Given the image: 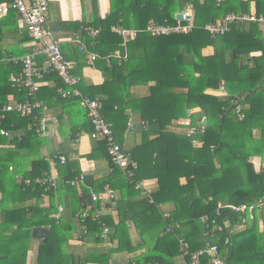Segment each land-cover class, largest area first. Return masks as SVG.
<instances>
[{
    "label": "trees",
    "instance_id": "obj_1",
    "mask_svg": "<svg viewBox=\"0 0 264 264\" xmlns=\"http://www.w3.org/2000/svg\"><path fill=\"white\" fill-rule=\"evenodd\" d=\"M89 1L90 16L84 26L99 30V35L95 39L85 31L79 35L82 41L88 40L89 50L99 56L92 66L101 71L104 83L94 88L92 94L80 81L78 89L83 96L101 104L102 117L111 125L116 143L137 164V169L129 181L119 168L111 165L106 143L97 140V147L85 158L95 159L101 149L115 175L94 181L81 174L78 161L69 160L72 151L64 146L61 154L49 153L59 176L57 193H53L55 188L47 191L49 206H26L44 193L35 180L50 171L48 156L40 153L48 141L35 131L34 126L42 118L40 111L33 117L6 114L0 121V130L20 135L11 139L0 135V264H26L32 232L43 227H48L49 233L46 243H39L36 264H112V255L138 251L143 253L128 264H175V259L182 255L178 237L194 253L205 248L206 234L209 243L217 246L223 264H264V211L255 213L254 220L238 230L239 216L227 209L216 215L218 203L241 205L264 200V169L255 172L249 162L252 156H264V26L234 24L224 36L215 38L204 30L206 24L228 14L251 13L252 3L255 14L264 16V0H110V12L105 18L100 17L98 0ZM187 5L194 12L191 33L154 37L145 32L150 22L176 24V15ZM12 13L17 11L8 7L5 15L11 17ZM113 27L136 30L138 34L126 45V59H110L106 64L101 59L124 51L122 39L112 31ZM222 42L228 49L219 51ZM208 47H214L215 53L205 57L202 51ZM251 53L260 55L254 57ZM7 56L22 57L20 52ZM78 66L69 72L71 76H81L83 65ZM22 71L20 64L0 65V108L14 102L40 101L46 106L60 104L72 109L78 104L83 125L71 124V128L77 127L71 141L82 132L92 134V125L79 99L58 95L63 84L57 74H46L40 81L52 80L53 86H40L36 94H30L28 89L10 82L12 76H20ZM150 82L153 85L145 98L131 94L133 87L148 86ZM219 89L224 90L225 96L206 93ZM243 106L248 107L241 109ZM238 107L244 116L242 120H238ZM195 108L200 111L191 115V122L203 133L197 146L186 134L167 130L172 122L185 119L187 110ZM130 113L138 114L144 128L138 132L140 143L127 151L117 136L129 132ZM202 118L207 119L204 128L198 124ZM254 131H258L260 139L255 138ZM160 141L165 142V149L154 153V144ZM60 156L66 158L64 164L59 163ZM80 175L81 182L77 180ZM153 179L157 180V191L150 195L151 204L149 198L138 196L135 186ZM181 179L185 184L180 183ZM25 181H30V185H25ZM105 186L119 191L120 197L104 207L99 201L88 209L86 198L91 193L101 195ZM168 204L173 208L169 218L164 219L159 206ZM59 205L64 213L56 221L51 216ZM102 207L114 208L116 223L111 215L94 217ZM86 211L88 215L82 217ZM203 215L215 219L223 230L211 234L203 229L198 222ZM259 217L263 219L262 225ZM130 223L138 235L136 246H131L125 229ZM103 224L108 228L105 240L100 238ZM169 225H179L180 229L167 232ZM74 233L80 235L83 244H90L83 255L69 250L68 242ZM202 263L207 264V259L203 258Z\"/></svg>",
    "mask_w": 264,
    "mask_h": 264
},
{
    "label": "built area",
    "instance_id": "obj_2",
    "mask_svg": "<svg viewBox=\"0 0 264 264\" xmlns=\"http://www.w3.org/2000/svg\"><path fill=\"white\" fill-rule=\"evenodd\" d=\"M0 4V18L4 16L7 12V8L11 7L16 10L20 16V22L24 27L29 39L31 40V50L24 56L18 58H10L8 61L13 64H20L23 68L22 75L12 76L10 82L13 86L26 88L29 90L30 94H36L40 88V80L43 79L44 75L49 73H55L60 78L63 87L58 89V95L61 98H75L79 99L81 107L86 111L88 120L90 121L93 132L90 135L92 139L103 140L106 143V153L107 157L113 167L119 168L125 175V177L132 181L133 173L137 169V164L130 158L121 146L116 143L114 136L111 131V125L106 123L102 117V106L96 99H91L83 96V94L77 88V79L69 74V65L64 60V57L60 51L59 43L54 41L50 33L44 28V23L47 15V0H32L29 3L26 0H2ZM219 1V0H218ZM243 2H248L250 0H242ZM255 1V0H252ZM177 15H181V19H176V24L174 25H163L155 24L150 22L145 29L146 33L154 37H167L176 35H187L191 33L194 28V12L191 5H187L184 10L179 12ZM176 15V16H177ZM244 23H255L264 26V16H257L254 13L249 14H228L222 19L217 20L212 23H208L204 26V30L213 38L222 37L234 24H244ZM86 33L91 38H96L99 35V30L92 29L90 27L85 28ZM114 33L122 39L123 53L116 51L103 59L109 62L110 59L124 60L127 57L126 45L137 36L138 32L136 30H126L121 27H114L112 29ZM76 42V41H75ZM78 43V42H77ZM99 56L91 55V60L94 61ZM41 58V62L38 59ZM46 106L40 102L35 101L33 103H22L14 102L13 104L6 105L0 108V121L5 118L8 113H16L21 117H33L35 112L40 111L42 118L36 123L35 131L38 136H43L46 130ZM238 115V120L243 119V114L240 107L236 109ZM192 110H187V117L178 122L185 130L186 136L191 140L194 146H197L199 141L195 139L196 135L199 134L198 128L192 125L191 115ZM200 126V125H199ZM202 127V126H201ZM0 135L5 138H13V136L20 135L19 132L14 134L12 131L0 130ZM60 164L66 162L64 156L58 158ZM49 162L50 171L55 168L56 163L52 158L47 160ZM12 171V168H9ZM48 174L43 175L41 178L35 180V184L40 185L44 188V192H47L50 188H55V180ZM83 176L80 175L77 179L82 181ZM76 182H70L74 185ZM25 185H30V181H25ZM136 189H142L143 187L136 184ZM145 196L149 198V202L152 204L153 200L150 198L149 193H145ZM92 203H97L99 201H110L115 198L114 192L110 188H106L104 193L101 195L91 194ZM227 209L231 213L240 217V227L246 226L248 223L252 222L255 218V213H261L264 211V200L254 201L249 204L241 205H223L221 203L217 204L216 215H220V210ZM62 211V208H59ZM94 217L98 218L100 216V211L94 213ZM88 215L87 211L82 213V217ZM164 219L169 218V214L162 213ZM59 218V215H57ZM199 224L203 229L210 231L211 234L215 231L221 232L223 230L222 226L217 225L215 219L209 218L208 215H203L198 220ZM228 226V222L225 223ZM179 225H169L166 229L167 232H172L173 229H179ZM208 236V234H206ZM108 228L103 224L102 232L100 235L101 239H107ZM209 238V237H208ZM179 251L182 256L187 259V264H203V258L207 259V264H223L218 248L215 245H206L204 249L199 250L194 253H190L189 246L186 241L181 238H177Z\"/></svg>",
    "mask_w": 264,
    "mask_h": 264
},
{
    "label": "crops",
    "instance_id": "obj_3",
    "mask_svg": "<svg viewBox=\"0 0 264 264\" xmlns=\"http://www.w3.org/2000/svg\"><path fill=\"white\" fill-rule=\"evenodd\" d=\"M26 2L29 3V0H26ZM98 4H99L100 17L105 18L110 12V0H98ZM90 8H91V4L89 0H47V15L44 23V28L50 33L52 39L59 43L60 51L64 57V60L68 62V65L70 67L69 72L71 70L73 71L77 70V68L79 67L78 65L80 64L83 65L81 70V76L80 77L72 76V77L77 79L78 83L80 81L82 83L81 86L85 90L88 89V92L92 94L94 92V88L100 87L104 83V77L101 71L95 69L92 66L93 61L91 60V55H96V54L91 52L89 50V47H87L86 42L88 40L84 39L82 41L80 37L81 35H79L81 31L82 32L85 31L86 27L84 25L87 21H89ZM250 12L252 13L255 12L254 3H252L250 7ZM12 16L8 17L7 15H4L0 18V27H1L0 65L3 63H9L8 59L12 57H8L7 54L16 55L18 52H20V56H23L31 50L32 43L24 27L20 22L19 14L12 13ZM87 36L91 38L88 34ZM91 46L93 47V45ZM96 47L98 48V46ZM222 48L225 50L228 49V47L223 42L220 43V46H218L219 51ZM99 49L102 48H100L99 46ZM214 53H215L214 47H208L202 51V55L205 57L212 56ZM250 55L257 57L260 55V53H251ZM41 60H42L41 58L38 59L39 62H41ZM104 61L106 62V64L109 63L106 60ZM78 83H77V88H78ZM53 84L54 83L52 82V80L51 81L45 80V82L43 81L40 83V86L50 87L53 86ZM151 85H153L152 82H150L148 86L133 87L131 89V94L136 98H140V99L145 98L146 96L149 95V87ZM80 92L82 93V91ZM206 93L218 97L225 96V92L222 89H219L217 91L208 90ZM247 107L248 106H243L242 108L241 107L240 108L247 109ZM46 108H47L45 112L46 130H45V134L43 136H40V138L46 139L48 141V145H45V147L40 150L41 156H48L49 158L50 151L54 155L61 154L62 152H64V146H67L68 149L72 151V153L69 156V160L78 161L79 168L83 176L91 177L94 181L101 180L107 176L113 177L115 175V172L113 168H111L110 164L105 158L104 152L101 149L97 150L95 159L88 160L85 158L86 156L92 153V150L94 148L97 147L96 139H92L88 133L82 132L81 134H78L77 138L74 141H71V135L73 132H76L77 129V127L71 128V124L73 123L74 126L77 125L80 127L83 125V120L81 121L79 117L81 108H79L78 104L77 106H74L73 109L70 107H64L60 104H57V106L47 105ZM199 111L200 110L198 108L192 109L193 114L194 113L197 114L199 113ZM60 115H62L63 118L57 119V117H59ZM203 120H206V125H207L206 118H202L198 124L200 125ZM179 121L172 122L170 126L167 127V130L185 134L184 128L178 124ZM205 126H202V128H204ZM141 127L144 128L142 125V121L139 119L138 114L130 113V122H129V130H128L129 132H126L124 136L121 135L117 136V139L119 140L120 143H122V147L124 148V150L127 151L132 150L136 145L140 143V140L138 138V132L142 130ZM202 134H203L202 132H199V134H197L195 137V139L199 141L198 145L201 143ZM253 134L256 135L255 138L257 140L260 139L261 135H259L258 131L257 132L254 131ZM154 148L156 149L154 153H157V151L163 152L165 149V142L160 141L158 144L155 143ZM33 159L34 157H31V160ZM249 162L253 165L255 172H259L262 169H264V156H252L249 158ZM50 175L55 180L56 188H57L59 176H58V169L56 166L50 171ZM180 183L185 184V180L181 179ZM139 185L143 187V190L136 189L139 192L138 195L139 197H146L145 193H149L150 196L152 193L157 191V180L155 179L143 181L142 183H139ZM56 188L53 191L54 194L57 193ZM61 188L64 189V185ZM106 188L109 187L105 186L104 191ZM79 191L80 190H78V192ZM113 192L115 195L114 199H118L120 197L119 191H113ZM108 202L110 201H102L101 205H103L104 207V205ZM49 203H50V197L47 194V192H44L40 198L27 202L25 205L45 208L49 206ZM93 206L94 204L92 203V206L90 207ZM60 207L62 208V211H59ZM87 207L88 209L90 208L89 206ZM103 207L100 210V216L111 215L113 222L116 223L117 213L114 210V208L111 207L110 209H104ZM172 208H173L172 205L169 204L159 206V209L163 213H167V214H169V211ZM63 213H64V208L63 206L59 205L57 207V211L51 217L57 221L63 215ZM57 215H59V218H57ZM259 220H260L259 221L260 225H262L263 219L259 217ZM45 228L48 229V233H49V228L48 227ZM239 228L241 227H236L237 230ZM125 229L127 230L131 246H136L138 242V235L133 223L128 224ZM79 237H80L79 234L77 233L73 234V236L70 238L68 242L69 250L71 252H74L75 254L83 255L90 248V244H83L84 242L80 240ZM32 240H34L35 243L31 242V240L28 243L29 249L27 253L26 264H36L37 250L39 243L41 241L34 239L33 237ZM141 253L143 252L138 251L131 254L124 253L126 254L127 257L126 264H128L130 259H132L133 257H137ZM119 258L122 257L115 258L116 261H118ZM175 264H186L184 257L181 255L178 258H176Z\"/></svg>",
    "mask_w": 264,
    "mask_h": 264
},
{
    "label": "water",
    "instance_id": "obj_4",
    "mask_svg": "<svg viewBox=\"0 0 264 264\" xmlns=\"http://www.w3.org/2000/svg\"><path fill=\"white\" fill-rule=\"evenodd\" d=\"M177 20L181 19V15H177L176 16ZM202 126L206 125V120H203L202 123L200 124ZM86 202H87V206H92V202H91V197L88 196L86 198ZM32 237L34 239L40 240L42 243H46L47 241V237H48V229L46 228H38V229H34L32 232ZM204 243L205 245H209V238L207 235L204 236Z\"/></svg>",
    "mask_w": 264,
    "mask_h": 264
},
{
    "label": "rangeland",
    "instance_id": "obj_5",
    "mask_svg": "<svg viewBox=\"0 0 264 264\" xmlns=\"http://www.w3.org/2000/svg\"><path fill=\"white\" fill-rule=\"evenodd\" d=\"M34 158H37V156L34 157ZM31 242H34L35 243V241L32 240V239H31ZM117 257H122V258H119V260L116 261L115 258H117ZM113 259H115V260H113ZM126 262H127L126 254L119 253V254H116V255H112V264H126Z\"/></svg>",
    "mask_w": 264,
    "mask_h": 264
}]
</instances>
